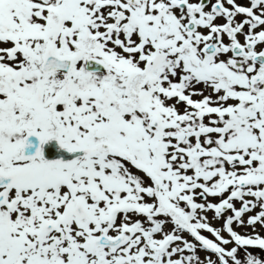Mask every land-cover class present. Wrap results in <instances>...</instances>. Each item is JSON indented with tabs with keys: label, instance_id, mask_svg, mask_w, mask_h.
Instances as JSON below:
<instances>
[{
	"label": "snow or ice",
	"instance_id": "snow-or-ice-1",
	"mask_svg": "<svg viewBox=\"0 0 264 264\" xmlns=\"http://www.w3.org/2000/svg\"><path fill=\"white\" fill-rule=\"evenodd\" d=\"M0 264H264V0H0Z\"/></svg>",
	"mask_w": 264,
	"mask_h": 264
},
{
	"label": "rangeland",
	"instance_id": "rangeland-1",
	"mask_svg": "<svg viewBox=\"0 0 264 264\" xmlns=\"http://www.w3.org/2000/svg\"><path fill=\"white\" fill-rule=\"evenodd\" d=\"M207 215H208V217H209V221H210V223H211L213 226H215V227H219V226H220V223H221V222H220V221H216V220H214V219H213V214H212L211 212H209ZM234 227H235V225H234ZM236 230H237L238 232H241V233H246V232H250V231H251V230L248 229V228H236ZM257 231H260L259 227L257 228ZM202 234H204V235H206V236H209V238H213V237H211V235H210L209 233H207V232H203ZM200 255H201V257L203 258V257L206 255V253L201 252ZM241 256H243V253H241Z\"/></svg>",
	"mask_w": 264,
	"mask_h": 264
},
{
	"label": "water",
	"instance_id": "water-1",
	"mask_svg": "<svg viewBox=\"0 0 264 264\" xmlns=\"http://www.w3.org/2000/svg\"><path fill=\"white\" fill-rule=\"evenodd\" d=\"M99 67H102V66H98V65H95L94 62H90V70L93 68H99Z\"/></svg>",
	"mask_w": 264,
	"mask_h": 264
},
{
	"label": "flooded vegetation",
	"instance_id": "flooded-vegetation-1",
	"mask_svg": "<svg viewBox=\"0 0 264 264\" xmlns=\"http://www.w3.org/2000/svg\"><path fill=\"white\" fill-rule=\"evenodd\" d=\"M48 154H49L50 157L53 156V155H56V153H54L51 149H49V153Z\"/></svg>",
	"mask_w": 264,
	"mask_h": 264
}]
</instances>
